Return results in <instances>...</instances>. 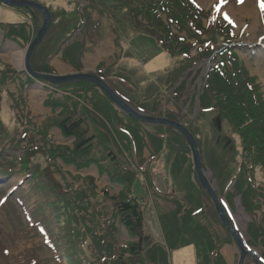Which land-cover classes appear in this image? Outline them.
<instances>
[{
  "label": "rangeland",
  "instance_id": "obj_1",
  "mask_svg": "<svg viewBox=\"0 0 264 264\" xmlns=\"http://www.w3.org/2000/svg\"><path fill=\"white\" fill-rule=\"evenodd\" d=\"M29 1L43 5L51 19L30 56L34 71L92 74L115 88L117 93L112 91L141 115L161 113L183 126L188 123L202 173L218 198L228 200L230 217L247 243L249 224L255 223L264 210L260 189L264 187V173L258 167L249 171V163L243 165L242 174L256 191L254 201L262 203V210L249 211L236 190L235 177L243 159L239 138L216 122L213 110L202 115V102L210 97L204 92L203 80L217 62L215 54L189 64V57L201 47L197 43L189 49L188 57L177 55L181 64L164 53L157 56L156 50L150 53L153 46L142 34L164 36L158 25L131 10L109 7L110 2ZM195 1L203 10V27L220 18L231 24L235 35L232 46L242 66L259 83L264 98V0ZM161 16L165 21L166 16ZM44 24L45 14L40 8L0 2V264H108L104 254L111 251L115 256L123 252L128 257L127 246L135 239L130 240L122 226L118 233L112 227L118 222L111 217L117 200L113 198L123 189L108 179L111 172L125 171L132 172L126 195L136 198L144 229L152 237L135 264H200L199 257L203 256L206 263H212L214 256L206 249L211 245L221 249L224 243L220 244V237L216 243L206 226L221 237L227 235L219 214L215 215L211 196L199 180L188 140L178 129L160 123L146 125L148 130L143 131L142 121L138 124L134 117H125L102 87L89 80L73 79L56 85L33 77L26 69L25 55ZM252 27L256 28L251 31ZM172 31L178 34L176 28ZM179 35L186 36L185 29ZM187 41L193 43L194 39ZM68 51L71 55L65 60L63 53L67 56ZM176 67L186 69L178 81L166 86L167 75L173 76ZM72 112L84 121L88 133L95 135V143L88 149L97 163L77 168L62 161L65 156L60 154H70L74 136L66 137L58 124H50L66 120ZM231 157L238 164L233 178L232 172L228 177L220 170ZM196 206L204 210L198 220L188 214ZM160 211L163 214L156 219ZM95 234L100 242L110 245L106 252L93 250ZM227 238L233 241L230 235ZM155 243L157 247L151 250ZM232 244V264H238L240 252L234 242L228 245ZM251 247L264 263L263 249ZM218 253V260L227 264L224 254L232 253L223 249ZM243 260L242 264H256L250 255Z\"/></svg>",
  "mask_w": 264,
  "mask_h": 264
},
{
  "label": "trees",
  "instance_id": "obj_2",
  "mask_svg": "<svg viewBox=\"0 0 264 264\" xmlns=\"http://www.w3.org/2000/svg\"><path fill=\"white\" fill-rule=\"evenodd\" d=\"M108 2H110L109 7L112 6L118 7L119 9L125 8L126 10H131L136 14H140L142 18L149 22L152 21L158 25L157 29L161 30L164 34V36H158L156 38L160 40V45L157 44L155 38L149 37L150 35L144 36V34H142L143 37H147V41L153 46L149 50L150 53L156 50L158 56L164 52L169 57L171 56L175 61L174 63L181 64L182 60L179 61L177 55L182 54L183 57H188L189 49L193 48L197 43L201 47L197 50L195 56L189 57V64L195 60L211 56L213 53L215 54L213 57L216 59L218 58L217 62L209 68L203 80L204 92L206 91L210 96L204 103L202 102L203 108L214 107V112L221 118L223 126L227 130L236 133L241 147V157L246 160L244 161L242 159L239 164V172L238 164L234 160L235 157L225 160L220 170L221 172H226L225 175L228 177L232 172V178L235 176L236 172H238V175L235 177L236 190L238 193L242 194V201L245 208L249 211L255 209L262 210V203L259 201L256 203L254 201L255 196L252 195L253 192L256 191L244 177L242 170L243 165L249 163L251 165V167L248 168L249 171H252V168L258 167L264 173L263 92L261 91L259 83L254 77L248 74V71L239 61L238 53L232 46L235 35H233L231 26L222 19H218L215 23L203 27V10L197 6L195 0H102L101 3L105 4ZM161 15L166 16L165 21L162 19ZM172 27L178 30V34L173 35ZM181 29H185L186 36L179 35ZM10 38V35H8L7 39L10 40ZM187 38L194 39L193 43L188 42ZM69 55H71L70 51H68L67 56H64L63 53L62 58L66 60V57L68 58ZM71 59L73 60L72 57H70V60ZM67 62L72 64L69 60H67ZM184 69L186 68L176 67L173 69V76L167 75L168 77L165 80L167 83L166 86L168 84L173 85L178 81ZM83 82L84 81H79L77 83L80 84ZM178 87H181V84ZM178 87L176 88L177 90L179 89ZM203 113H208V111H203L202 115ZM72 114H74V112L70 113L66 117V120L61 119L59 121H53L50 124L51 126L53 124H58L66 137H75L73 142L74 147L70 154H60L62 157L65 156L62 161L71 163L77 168L97 163L98 160L88 149L91 144L95 143V135L88 133L89 129L87 130L84 121ZM136 123H139V121ZM215 161L217 163L218 160ZM98 167L102 168L101 164ZM120 173L111 172L108 174L109 182L117 185L121 184L123 189L122 194L118 193L113 198L117 200L113 202L115 209H112V217H114V219L116 218L119 226H122L126 230L129 238H131V240L135 239V241L127 246V248L130 249L128 257H125L123 252L116 256L112 251V254H107L106 250L110 245L104 241L100 242L99 240H101V238L97 237L96 234L93 236V239H96L92 241V248L99 253L106 252L104 258L108 264H135L142 257L144 245H150L152 243V237H150L144 229L143 213L137 208L136 198L126 195L127 192H129L128 185L132 182V172L125 171L123 174ZM260 189L261 194H264V187L260 186ZM202 208V206L193 207L188 211V214L193 215L194 218L192 219L196 218L198 220L203 216L204 210ZM254 222L253 224H249L246 232L250 236L248 243L253 246L261 247L263 249L262 254L264 255V210L261 216L259 218L257 217ZM220 224L223 226L221 222ZM206 227L208 231H212V234L214 233L213 239H215L216 243H219L218 237L221 238L220 244L230 242L229 238H227L229 234L225 228L224 234H226L227 237H221L218 232L211 229L210 225ZM260 231L262 232V237L259 234ZM215 234L218 235L215 236ZM205 235H210V233L207 232ZM156 247L155 243L152 245L151 250ZM218 249L216 245L213 247L211 245L206 250H209V252H207L209 254L213 250L218 251ZM118 256L119 258L116 259ZM199 259L201 261L200 264H213L210 263V261L206 263L204 256L203 258L199 257ZM218 259L219 257L217 258L216 255L213 261H218L217 264H224Z\"/></svg>",
  "mask_w": 264,
  "mask_h": 264
},
{
  "label": "water",
  "instance_id": "obj_3",
  "mask_svg": "<svg viewBox=\"0 0 264 264\" xmlns=\"http://www.w3.org/2000/svg\"><path fill=\"white\" fill-rule=\"evenodd\" d=\"M0 2L7 5V6H11V7H35V8L38 7L45 14L44 27H43L42 31L39 32V34L34 39V41L31 43V45L29 46V49L25 55L26 69L33 75V77L45 79V80L49 81V83H53V84H59V83H63L66 81H71L73 79L74 80L75 79L89 80L92 83H95L96 85H98L99 87H102V91H104L107 94V96L111 99V101L114 104H116L117 107H119V109L122 112H125L124 115H130V116L134 117L135 120L138 119V120H141V121L147 122V123H160V124L169 125V126H172L176 129H178L179 131H181L190 144V148H191V151L193 154V161L192 162H194V166H195V169L197 171L199 180L202 183V185L205 187L206 191L211 196L212 201L216 207V210H217V212L221 218V221L224 223L226 229L232 235L233 240H234L236 246L238 247V249L240 251V259L238 261V264H242L243 259L247 254L253 255L255 257V253L246 248L245 243H244L241 235L239 234V232L233 227V225L228 220L227 216L224 213L222 206L219 203V200H218L215 192L213 191V189L211 188V185L208 183L207 179L203 175L201 164H200L201 161H200V157H199L198 148H197L195 140H194L193 136L191 135V133L189 132V130H187L180 123L171 121L169 119L152 117V116H147V115H141L140 113L135 112L129 106H127V104L125 102H123L109 88V86L107 84H105L104 82H102V80L93 76L92 74L91 75H87V74L85 75L83 73H81V74H79V73L71 74L70 73L69 75L55 76V75L44 74V73H39V74L35 73V71L32 70L31 65H29L30 64V56H31L32 52L34 51V49L37 47V45L41 42L49 24H50L49 21L51 19L49 17L48 10L43 5L36 3V1L34 2V1H29V0H25V1L24 0H0ZM255 262H256V264H259L257 258H255Z\"/></svg>",
  "mask_w": 264,
  "mask_h": 264
},
{
  "label": "crops",
  "instance_id": "obj_4",
  "mask_svg": "<svg viewBox=\"0 0 264 264\" xmlns=\"http://www.w3.org/2000/svg\"><path fill=\"white\" fill-rule=\"evenodd\" d=\"M7 50V49H6ZM16 55V54H15ZM17 56V55H16ZM15 61L16 62H18V63H21V62H19V60L18 59H16L15 58ZM27 90H31V87H27ZM111 221V223H114L113 222V220L111 219L110 220ZM112 227H115V230L118 232V233H121V229H120V227H119V224L117 223V224H112ZM234 245L232 244V246L231 245H228V244H224L223 245V248H221V249H219L220 250V253L222 252V249H223V252L224 253H228V252H231L232 253V255H225L224 254V256L226 257V260L225 261H227V264H232L233 262H234V255H235V253H234V250H233V247ZM224 247H227V249L226 248H224ZM218 255H219V253H218ZM220 256L221 255H219V258H220Z\"/></svg>",
  "mask_w": 264,
  "mask_h": 264
},
{
  "label": "bare ground",
  "instance_id": "obj_5",
  "mask_svg": "<svg viewBox=\"0 0 264 264\" xmlns=\"http://www.w3.org/2000/svg\"><path fill=\"white\" fill-rule=\"evenodd\" d=\"M254 28H256V27H254ZM254 28L252 27V30L251 31H253L254 30ZM24 61V60H23ZM28 71V70H27ZM29 72V71H28ZM30 73V72H29ZM35 73H38V72H35ZM31 74V73H30ZM32 75V74H31ZM33 76V75H32Z\"/></svg>",
  "mask_w": 264,
  "mask_h": 264
},
{
  "label": "snow or ice",
  "instance_id": "obj_6",
  "mask_svg": "<svg viewBox=\"0 0 264 264\" xmlns=\"http://www.w3.org/2000/svg\"><path fill=\"white\" fill-rule=\"evenodd\" d=\"M262 6H264V5H262Z\"/></svg>",
  "mask_w": 264,
  "mask_h": 264
}]
</instances>
